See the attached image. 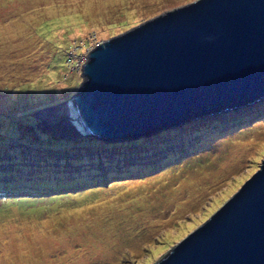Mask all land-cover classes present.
<instances>
[{
  "label": "rangeland",
  "instance_id": "obj_1",
  "mask_svg": "<svg viewBox=\"0 0 264 264\" xmlns=\"http://www.w3.org/2000/svg\"><path fill=\"white\" fill-rule=\"evenodd\" d=\"M191 1L0 0V112L18 105L50 118L42 108L70 97L83 78L70 56L85 57L114 25L126 30ZM46 136L51 146L66 141ZM125 139L137 142L88 146L99 171H85L98 177L85 186L0 195V264H154L258 168L264 97Z\"/></svg>",
  "mask_w": 264,
  "mask_h": 264
},
{
  "label": "water",
  "instance_id": "obj_2",
  "mask_svg": "<svg viewBox=\"0 0 264 264\" xmlns=\"http://www.w3.org/2000/svg\"><path fill=\"white\" fill-rule=\"evenodd\" d=\"M81 74L75 93L42 108L50 118L35 115L61 130L124 139L253 102L264 97V0H193L163 11L98 42ZM154 264H264V157Z\"/></svg>",
  "mask_w": 264,
  "mask_h": 264
},
{
  "label": "trees",
  "instance_id": "obj_3",
  "mask_svg": "<svg viewBox=\"0 0 264 264\" xmlns=\"http://www.w3.org/2000/svg\"><path fill=\"white\" fill-rule=\"evenodd\" d=\"M128 26L130 25L124 23L119 26L114 25L110 31L115 32L113 33L115 35L119 32L118 28L124 30ZM68 64L71 68V64L69 62ZM71 71L73 70L71 69ZM34 84L36 86L37 82H34ZM42 85L45 86V82ZM29 111L30 109L19 108L16 105L10 112H5L4 110L0 112V195L13 197L26 191H41L42 189L46 190L60 186L74 188L77 185L85 186L90 181L96 180L98 177L95 176V173L89 174L90 172L99 171L93 167L94 164H91L96 161L94 158L96 152L94 153L92 148L88 146L94 145V143H105L106 138L82 133L66 134L60 130L44 127L41 122V127L36 126V121L41 119L33 114V110L31 111L32 113H29ZM3 119L7 120L5 127L2 125ZM25 119L35 122V124L24 127L20 121ZM47 133L52 136L51 139L56 141L65 139L66 141L60 142L59 145L56 143L55 146H51L47 144L49 142V139L46 138ZM38 135L44 138H40ZM144 137L145 135L142 136V138ZM51 139L50 141H52ZM136 142V140L131 139H118L111 140L110 143L112 145H125L126 143L136 144ZM142 145H144L142 142L139 146L137 145V150L135 151L143 152L144 148ZM45 149L50 152L56 151V153H44ZM127 154L133 153L128 151ZM115 155H117L116 152ZM83 160L86 162L83 163ZM75 161H79V164L77 165ZM43 165L54 167L58 171L45 175L43 170L48 169L42 167ZM25 168H28L29 171H25ZM87 170L90 172L86 173L85 171ZM8 173H10V176H8ZM3 174L6 175L5 179L2 178ZM27 175H29L28 178H26Z\"/></svg>",
  "mask_w": 264,
  "mask_h": 264
},
{
  "label": "built area",
  "instance_id": "obj_4",
  "mask_svg": "<svg viewBox=\"0 0 264 264\" xmlns=\"http://www.w3.org/2000/svg\"><path fill=\"white\" fill-rule=\"evenodd\" d=\"M76 48H78V46H76ZM70 54H75L74 52H71ZM69 54V56H70ZM87 60V54L85 57H81L79 60H75V57L70 56L68 62L73 66V67H77L79 71L82 70V65L83 63ZM71 69L73 70V68L71 67Z\"/></svg>",
  "mask_w": 264,
  "mask_h": 264
},
{
  "label": "clouds",
  "instance_id": "obj_5",
  "mask_svg": "<svg viewBox=\"0 0 264 264\" xmlns=\"http://www.w3.org/2000/svg\"><path fill=\"white\" fill-rule=\"evenodd\" d=\"M98 42H100V41H98ZM98 42H97V43H98ZM97 43H96V44H97ZM96 44H95V45H96ZM95 45H94V46H95ZM88 51H89V50H88ZM253 102H254V101H253ZM244 105H245V104H244ZM239 106H241V105H239ZM232 107H235V106H232ZM237 107H238V106H237ZM227 108H230V107H227ZM225 109H226V108H224V109H222V110H225ZM222 110H221V111H222ZM34 114H35V113H34ZM38 117H39V116H38ZM192 119H193V118H192ZM41 121L43 122V120H42V119H41ZM43 124H44L46 127L53 128L54 130H58V131L60 130V131H63V130H61V129L57 128V127H54V126H49V125H48V124H46L45 122H43ZM107 139H108V138H107ZM113 140H114V139H113ZM45 150H47V149H45ZM48 153H50V151H49V150H48Z\"/></svg>",
  "mask_w": 264,
  "mask_h": 264
},
{
  "label": "bare ground",
  "instance_id": "obj_6",
  "mask_svg": "<svg viewBox=\"0 0 264 264\" xmlns=\"http://www.w3.org/2000/svg\"><path fill=\"white\" fill-rule=\"evenodd\" d=\"M235 109V108H234ZM222 110V109H221ZM221 110H218V111H215V112H212V113H208V114H211V115H213V114H217V113H219V112H221ZM204 115H207L206 113H204Z\"/></svg>",
  "mask_w": 264,
  "mask_h": 264
}]
</instances>
